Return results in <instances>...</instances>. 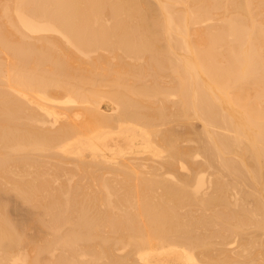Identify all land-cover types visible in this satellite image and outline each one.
I'll use <instances>...</instances> for the list:
<instances>
[{
    "label": "bare ground",
    "instance_id": "obj_1",
    "mask_svg": "<svg viewBox=\"0 0 264 264\" xmlns=\"http://www.w3.org/2000/svg\"><path fill=\"white\" fill-rule=\"evenodd\" d=\"M0 264H264V0H0Z\"/></svg>",
    "mask_w": 264,
    "mask_h": 264
},
{
    "label": "rangeland",
    "instance_id": "obj_2",
    "mask_svg": "<svg viewBox=\"0 0 264 264\" xmlns=\"http://www.w3.org/2000/svg\"><path fill=\"white\" fill-rule=\"evenodd\" d=\"M13 217H15L14 215H12Z\"/></svg>",
    "mask_w": 264,
    "mask_h": 264
}]
</instances>
